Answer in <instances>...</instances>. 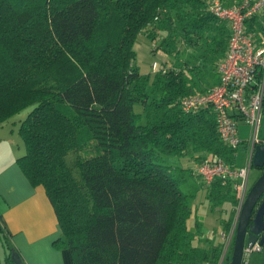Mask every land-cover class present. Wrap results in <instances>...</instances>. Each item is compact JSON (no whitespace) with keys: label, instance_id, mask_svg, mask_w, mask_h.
<instances>
[{"label":"trees","instance_id":"16d2710c","mask_svg":"<svg viewBox=\"0 0 264 264\" xmlns=\"http://www.w3.org/2000/svg\"><path fill=\"white\" fill-rule=\"evenodd\" d=\"M209 1L0 0V121L32 103L17 127L16 161L44 185L61 230L52 244L69 248L73 264L218 263L223 239L187 226L192 192L180 184L194 169L162 155L212 153L235 164L237 146L219 137L211 106L179 104L220 81L231 28ZM246 25L264 35V9ZM141 32L169 63L139 68ZM201 180L212 207L232 203L221 221L228 230L231 181ZM0 247V264H19L1 222Z\"/></svg>","mask_w":264,"mask_h":264},{"label":"built area","instance_id":"2783aa9c","mask_svg":"<svg viewBox=\"0 0 264 264\" xmlns=\"http://www.w3.org/2000/svg\"><path fill=\"white\" fill-rule=\"evenodd\" d=\"M209 10L226 19L231 28L226 54L218 61L220 81L209 86L204 91L183 94L179 98L181 109L188 111L199 106L210 105L216 117L215 124L219 137L231 146H237L242 140L238 135L237 120L243 119L253 126L246 150L248 152L245 165L231 164L222 156L209 153L196 163V172L201 179L210 182L218 177L222 182L231 181L235 192V219L228 230L221 231L226 251L230 238L235 231L236 213L242 206L247 193L248 171L252 163V139H256L255 132L261 116L264 96V37H256L254 29H249L246 20L264 9V0H210ZM152 70L159 69L157 60L150 63ZM259 240L245 243L242 247L241 263L245 264L246 252L259 249ZM222 254V252H221ZM221 258V257H220ZM217 264H221L218 260Z\"/></svg>","mask_w":264,"mask_h":264},{"label":"crops","instance_id":"0c3cea01","mask_svg":"<svg viewBox=\"0 0 264 264\" xmlns=\"http://www.w3.org/2000/svg\"><path fill=\"white\" fill-rule=\"evenodd\" d=\"M20 118L0 121V222L22 264H73L69 248L52 244L61 230L44 185L32 184L16 161L24 151Z\"/></svg>","mask_w":264,"mask_h":264},{"label":"rangeland","instance_id":"374dc122","mask_svg":"<svg viewBox=\"0 0 264 264\" xmlns=\"http://www.w3.org/2000/svg\"><path fill=\"white\" fill-rule=\"evenodd\" d=\"M264 37V35H263ZM135 55L136 62L139 65V68L142 70L150 69V62L152 59L160 60L161 58H168L166 54H163L161 50H156L154 53L149 50L150 46L154 45L153 42H150L147 36L144 33H139L135 39ZM167 63L169 60L167 59ZM31 104H28L21 108L18 112L13 114L14 118L23 117L29 111ZM261 116L258 123L257 131L255 132L256 138H264V110L261 108ZM237 127L239 129L238 135L242 141L235 148V164L236 165H245L247 162L248 152L245 149L247 140L249 136L252 135L254 130L253 126L245 122L243 119L237 120ZM22 145V138L20 139ZM164 156L163 162L178 164L182 166H189L194 169L193 173L187 175V178L181 182L180 187L184 191L192 192V195L189 196L188 202L191 205V210L189 213L187 226L188 228L198 231L197 235L203 237L209 236L214 240H220L226 237V235L221 236V231H226L223 227L222 220L229 218L230 208H232V203L229 200L223 201L222 208L212 207V205L207 200L205 186L202 184V180L199 179L198 175L194 172L196 171L195 157L192 153L185 152L182 154L177 153H167L163 152ZM261 167L251 163L250 170L248 171V182L247 187L251 185V182L254 181L257 175L261 171ZM235 219V213H234ZM199 221V222H198ZM198 222V225L196 224ZM233 237L231 235L230 240ZM231 243V241H230ZM225 245V241H224ZM1 248V247H0ZM228 249V248H227ZM2 250V249H1ZM3 252V250H2ZM222 252V251H221ZM231 252V248H230ZM2 254V253H1ZM245 264H264V242L261 244L259 249H253L251 252L245 253L244 258Z\"/></svg>","mask_w":264,"mask_h":264},{"label":"water","instance_id":"95a60500","mask_svg":"<svg viewBox=\"0 0 264 264\" xmlns=\"http://www.w3.org/2000/svg\"><path fill=\"white\" fill-rule=\"evenodd\" d=\"M251 144L253 152L252 163L262 167V169L256 176L257 178L247 187L242 206L236 213L229 264L241 263L242 247L245 243H252L256 239L261 243L264 242V138L252 139ZM258 201L260 203L256 207ZM10 250L12 259L21 264L20 251L14 246ZM224 253L225 251H222L221 258H219L220 262L225 256Z\"/></svg>","mask_w":264,"mask_h":264},{"label":"flooded vegetation","instance_id":"af4514ba","mask_svg":"<svg viewBox=\"0 0 264 264\" xmlns=\"http://www.w3.org/2000/svg\"><path fill=\"white\" fill-rule=\"evenodd\" d=\"M261 168H262V167H261ZM261 196H262V195H261ZM260 199H261V198H260ZM260 199H259V200H260ZM259 203H260V202L258 201L256 207L259 205ZM254 210H255V208L253 209V212H254Z\"/></svg>","mask_w":264,"mask_h":264}]
</instances>
